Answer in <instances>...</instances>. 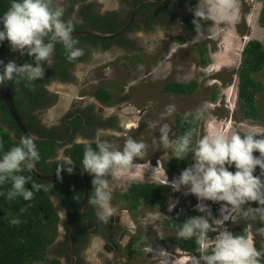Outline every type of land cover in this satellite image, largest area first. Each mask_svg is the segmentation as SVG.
<instances>
[{
	"label": "rangeland",
	"instance_id": "374dc122",
	"mask_svg": "<svg viewBox=\"0 0 264 264\" xmlns=\"http://www.w3.org/2000/svg\"><path fill=\"white\" fill-rule=\"evenodd\" d=\"M74 1L75 3L70 4L69 0H54L56 5L64 8L65 20H69L72 16L68 8L81 2V0ZM114 2V0H98V6L100 9L113 10ZM198 2L199 0L193 8L186 6L184 11L181 7L177 8L178 16L174 20L175 23L164 27L156 26L150 36H140V43L144 48V52H140L138 56L141 63L129 62L125 57H118L115 62L107 63L105 72L110 80L118 82L119 86L124 85L123 93L120 94L123 99L121 104L124 106L120 110L127 115L122 116L123 121L128 126H130L129 122H133L134 126L124 129L118 137H114L116 140L110 137H106V140L118 142V145L113 148L121 151L129 137L146 145L144 155L141 158H134L133 168L117 169L105 177L112 192L111 206L113 213L118 214L122 221L125 220L126 224L136 227V235L149 236L154 242L144 244L140 251L131 257H123L125 259H114L110 254L107 256L96 251L88 256L90 264H191L192 256L169 242L174 230L162 225L165 219L173 217L174 210L180 204L196 209L195 206L198 203L197 197L188 193L184 186H181L179 191H173L170 184L194 162L191 152L183 159L175 157L173 148L174 136L177 133V115L194 113L201 106L208 105L205 118L199 121L193 148L196 146V141L212 128L243 133L252 129L262 133L258 135V138L264 136V124L244 120L238 114L236 77L244 45L249 40H258L264 45V27L258 23L262 0H236L238 19L234 23L214 24L211 21L202 20L200 24L203 28L189 34L186 28H184L185 31L181 29L182 20L188 16L187 25H194L193 21L197 19L194 16V10ZM203 3L204 0H202V6ZM187 10L191 11L185 13ZM198 44H205L207 47V64H201L199 61L200 55L196 51ZM124 64L127 66L125 67ZM94 73L97 75V72ZM257 78L264 83V69ZM84 79L85 77H82L81 81L83 82ZM191 80H195L198 85L191 95L179 96L161 91L168 82L187 83ZM71 89L69 85H65L59 93L63 97L70 98L68 94L71 93ZM213 95L216 96L215 99ZM258 98L259 101H263L264 92ZM169 105L175 106V111L171 115L166 114ZM139 111L141 116L137 118L136 114ZM165 124L171 129L168 149L159 145V129ZM154 140L157 143L154 144ZM258 155H260L259 152ZM253 174L264 181V172L259 166H256ZM166 177L168 184H164ZM142 182L166 185L168 201L160 209L143 205L128 216L125 211L127 206L121 199V194L131 184ZM174 201L178 203L172 211H169V204ZM204 203L209 205L210 209H214L216 217L220 218L219 209L225 202L209 200ZM243 207L256 209L264 205H260L257 201H248ZM60 214L63 216V212ZM220 227L227 228L233 235L247 236L253 241L254 246L264 240V215L250 213L247 219L237 215L234 221L229 219ZM212 232H214L212 237L208 235L210 244L214 242L217 235L215 231ZM87 250L90 248L88 247Z\"/></svg>",
	"mask_w": 264,
	"mask_h": 264
},
{
	"label": "clouds",
	"instance_id": "9594fccd",
	"mask_svg": "<svg viewBox=\"0 0 264 264\" xmlns=\"http://www.w3.org/2000/svg\"><path fill=\"white\" fill-rule=\"evenodd\" d=\"M64 11L54 0H11L8 10L0 15V44L7 40L11 50L26 53L32 57L33 62L17 64L10 60L5 64L0 60V85L13 80L33 82L42 79L45 76L44 64L51 65L57 42L63 44L67 52L66 58L70 62L83 55V49L76 47L78 41L72 35V21L63 19ZM194 16L197 18L193 21L195 29L202 20L214 24L234 23L238 19L236 0H204L203 6L202 0H199ZM207 110L208 105L205 104L194 113H186L185 120L191 118V121H200L205 118ZM174 111V105L167 106V115ZM170 131L167 124L159 129V145L165 149L170 147ZM196 132L195 128H190L175 140V157L183 159L191 152L194 162L170 184L173 191H179L181 186H184L188 193L194 194L198 199L196 210L205 215L189 217L177 236L185 240L195 237L200 256H192L191 264H201V261L204 264H260L264 253L254 246L251 239L245 235H233L227 228L220 226L229 219L234 221L237 215L245 219L250 213L264 215V207H243L248 201H257L264 205V181L253 174L256 166L264 172V136L258 138L262 133L252 129L241 134L236 130L212 128L201 136L196 141L195 148H192ZM74 143L84 145L83 169L93 176L94 193L89 202L96 207L99 218L106 220L112 215L113 208L112 192L105 177L117 169L133 168L134 158L144 155L146 145L132 137L126 139L122 151L114 149L106 141L99 140L93 148L92 143L81 136H77ZM153 143L157 142L154 140ZM70 147L71 145H65L58 149V159H63L69 164L70 158L65 157L63 153ZM254 151H258L260 155L254 156ZM39 160L40 153L35 138L28 136L22 137L17 145L0 155V185L9 180L12 184L7 199L22 196L25 201H29L33 198V191L25 187L30 178L19 173L34 169ZM232 165L236 169L234 172L228 167ZM168 183L166 177L164 184ZM32 187L37 191L48 190L44 184L39 183ZM209 200L225 202L219 209L220 218L214 217L210 206L204 203ZM176 203L178 201L170 202L169 211L175 208ZM65 218L64 210L62 219ZM10 223L19 224L20 220L13 218ZM209 231L217 233L211 244L208 242Z\"/></svg>",
	"mask_w": 264,
	"mask_h": 264
},
{
	"label": "flooded vegetation",
	"instance_id": "af4514ba",
	"mask_svg": "<svg viewBox=\"0 0 264 264\" xmlns=\"http://www.w3.org/2000/svg\"><path fill=\"white\" fill-rule=\"evenodd\" d=\"M114 1L113 10L100 9L98 0H81L76 6L68 8V12L72 14L69 20L74 25V31L93 28L114 33L123 28L114 39L74 36L78 41L76 47L83 49V55L70 62L66 58L67 52L63 44L60 43L54 48L51 65L44 64L45 76L42 79L33 82H5L11 89L13 102L27 131L43 138L35 143H41L36 144L40 160L49 165L48 169L51 168L46 174L59 173L69 167H79L89 181V197L85 208L72 221V214L83 198V185L79 175L69 171L61 176V180L45 184L47 189L52 187L49 191L50 199L57 208L59 219L56 237L47 248L46 260L41 264H48L50 260H57L59 264H90L88 256L96 251L107 256L110 254L114 259L132 256L128 254V246L131 239L137 236L136 227L126 224L125 220L122 221L118 214L114 213L106 220L99 218L96 207L89 202L94 193L93 176L83 169V164L74 162L65 152L82 145L74 143L77 136L88 139L94 148L97 140L116 146L118 142L113 141L116 140L114 137H118L124 129L133 128V122H129L130 126L124 123L122 116L127 114L120 110L124 106L121 104L123 99L120 95L124 85L119 86L118 82L110 80L105 72L107 63L115 62L118 57L141 63L138 56L140 52H144V48L140 43V36H150L156 26L173 24L178 16L177 8L181 7L183 11L186 6L193 8L197 0ZM69 3L73 4L75 1L69 0ZM187 18L188 16L183 18L181 29L185 31L186 28L189 34L197 32L195 29H188ZM199 45L202 44L196 47ZM10 60H17V64L33 62L32 57L26 53L21 54L13 50L3 61L7 63ZM94 72H97V75ZM112 72L114 73V70ZM82 77H85L83 82ZM65 85L72 88L68 94L70 98L59 93ZM139 115L141 116L140 111L136 117L139 118ZM0 128L7 131L18 143L23 137L1 97ZM106 137L113 140L107 141ZM45 142L48 143L46 151L42 145ZM65 145H71L63 153L65 157L70 158L71 164L58 159V149ZM46 152L48 154L43 156ZM35 166L37 167V164ZM64 210L66 218L62 219L60 212L64 214ZM125 211L128 216L134 212L128 207ZM139 244L143 248L146 243ZM88 247L90 250H87Z\"/></svg>",
	"mask_w": 264,
	"mask_h": 264
},
{
	"label": "trees",
	"instance_id": "16d2710c",
	"mask_svg": "<svg viewBox=\"0 0 264 264\" xmlns=\"http://www.w3.org/2000/svg\"><path fill=\"white\" fill-rule=\"evenodd\" d=\"M70 1L74 2V0ZM10 4L11 0H0V15H3L8 10ZM188 18L186 19L187 22L189 21ZM258 23L261 27H264V0H262V6L258 14ZM202 28L203 25L201 24L198 25L197 29H195V25H188V29H195L196 31H200ZM10 51L12 50L9 42L5 40L0 44V60H4ZM196 51L200 55V63L207 64L206 45L197 46ZM263 69L264 45L258 40H249L242 49L240 63L236 70L237 111L242 119L260 124H264V100L259 101L258 97L264 92V83L257 78V75ZM197 86L195 80L187 83L172 81L166 83L161 91L179 96L191 95L195 92ZM215 97L213 95V99ZM176 122L177 133L174 136L175 140L190 128H195L198 132L199 121H191V118L185 120V115H177ZM197 132L193 136L192 148L197 138ZM240 133L243 134V132ZM17 144L18 142L11 138L7 131L0 128V155H3V153ZM36 144L40 145L41 143L36 142ZM42 145L45 146L44 151L48 150L47 142ZM83 152L84 145H77L75 148L68 149L65 153L74 162L82 164ZM47 154L48 152L44 153L43 156ZM253 155L259 156L258 151H254ZM39 162H36L38 170L45 174L51 170V168L48 169L49 165L45 164L42 159ZM228 167L230 171L234 172L236 170L234 165ZM19 174L30 178L29 183L25 187L30 188L34 195L29 201H25L22 196H16L14 199L9 200L7 199V194L12 188L11 181H6L3 185H0V193H2L0 194V264L43 263L46 260L45 252L54 241L58 229L59 216L57 208L54 206L49 194L52 187L47 191H37L32 186L37 183L45 185V183L38 181L27 169ZM73 175L75 174L73 173ZM121 196L131 211L138 210L143 204L153 209H160L169 198L168 187L154 182L133 183ZM211 211L213 216L216 217L215 210L211 209ZM198 215H205V213H200L195 208L180 204L176 207L173 217L163 221L164 226L174 230V233L169 238V242L177 245L184 253L195 257L200 256L198 252L199 245L196 244L195 237L185 240L179 238L177 233L185 220ZM13 218H18L20 223L11 224L10 221ZM208 235L212 237L214 232L209 231ZM161 241L163 242V240ZM151 242H154V240L148 236L137 235L133 237L128 246V254L134 255L140 251L142 245L139 243ZM255 247L261 253H264V240L259 241ZM48 264H59V262L57 260H50ZM260 264H264V256L260 258Z\"/></svg>",
	"mask_w": 264,
	"mask_h": 264
},
{
	"label": "water",
	"instance_id": "95a60500",
	"mask_svg": "<svg viewBox=\"0 0 264 264\" xmlns=\"http://www.w3.org/2000/svg\"><path fill=\"white\" fill-rule=\"evenodd\" d=\"M123 31V28L114 32V33H108V32H101L99 30L93 29V28H87L79 31H73L72 35L74 36H92L98 39H114L119 33ZM59 43L57 42L55 44L58 45ZM14 62L17 63V60H13ZM6 64V63H5ZM0 97L2 98L5 106L7 107L8 111L10 112L15 124L19 128L20 132L22 133L23 137H34L35 141L37 140H42L43 138H40L36 135H32L29 131L24 126V122L21 118V116L18 113L17 107L15 103L13 102L12 96H11V89L4 83L3 85H0ZM75 172L79 175L82 181L83 185V198L82 202L77 206V208L74 210L72 214L71 221L74 219V217L81 213L84 208H85V203L89 197V182L87 179V176L85 172H83L79 167H69V171ZM67 169L59 172V173H52V174H44L42 171L38 170L37 167L35 166L34 169L29 170L36 178L38 181H41L45 184L53 183L55 181L61 180V176L69 172Z\"/></svg>",
	"mask_w": 264,
	"mask_h": 264
},
{
	"label": "bare ground",
	"instance_id": "6f19581e",
	"mask_svg": "<svg viewBox=\"0 0 264 264\" xmlns=\"http://www.w3.org/2000/svg\"><path fill=\"white\" fill-rule=\"evenodd\" d=\"M60 44V43H59ZM89 182V181H88Z\"/></svg>",
	"mask_w": 264,
	"mask_h": 264
}]
</instances>
